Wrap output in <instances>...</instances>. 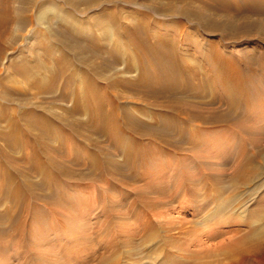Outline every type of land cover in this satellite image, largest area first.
Here are the masks:
<instances>
[{
	"label": "rangeland",
	"instance_id": "rangeland-1",
	"mask_svg": "<svg viewBox=\"0 0 264 264\" xmlns=\"http://www.w3.org/2000/svg\"><path fill=\"white\" fill-rule=\"evenodd\" d=\"M131 26L169 38L173 52L177 49L187 63L180 66L182 77L189 69L197 70L195 83L204 84L203 98H183L207 119L226 114L224 92L209 90L233 77L228 70L261 90L255 100L262 106L244 123L253 130L245 146L253 159L250 166L264 170V12L248 10L243 0H0V264H99L115 249L122 254L139 248L144 222L164 220L154 217L159 213L185 226L198 218L205 221L196 236L183 241L182 250L190 253L171 251L174 264L194 253L206 254L201 260L208 263L227 264L225 255H209L260 227L239 215L264 208V186L245 212L209 220L212 205L202 207L199 201L181 207L182 201L186 207L191 200L186 190L190 186L199 189L201 198L211 194L206 190L216 180L226 187L225 199L248 191L232 185L242 147L233 134L220 131L228 130L224 119L216 126L202 125L209 132L193 143L170 146L151 133L131 134L122 120L127 142H115L95 131L88 115L73 112V101L62 99L69 78L77 75L78 88L88 76L106 95V110L112 98L121 118L129 112L148 127L163 126L159 117L171 116L173 104L162 95H149L150 86L137 84L142 67L133 48H124ZM92 36L106 41L103 52L93 53ZM116 45L123 47V60L112 56ZM151 80L156 81L154 73ZM196 125L185 127L191 134L197 132ZM175 127L173 135L178 137L184 126L179 121ZM226 151L237 158L223 160ZM263 177H253L251 186ZM176 192L180 198L174 201ZM248 199L246 195L244 201ZM163 201H170L169 206L156 208ZM178 231H172L173 237ZM214 231L222 236L211 241ZM237 245L248 248L249 243ZM141 253L117 262L139 264L147 251ZM156 259L144 262H161ZM252 262L264 264V259Z\"/></svg>",
	"mask_w": 264,
	"mask_h": 264
},
{
	"label": "bare ground",
	"instance_id": "bare-ground-1",
	"mask_svg": "<svg viewBox=\"0 0 264 264\" xmlns=\"http://www.w3.org/2000/svg\"><path fill=\"white\" fill-rule=\"evenodd\" d=\"M243 2L246 5V8L250 11L264 12V0H243ZM104 22L105 21H103V23ZM99 26L104 28L105 31H109V29H106L102 23L99 24ZM125 35H127L128 37V39H126L128 43H124V48H127L129 46L133 48L132 50L134 51L132 54L134 56L133 55L132 56L135 58L136 62L142 67V68L140 67L142 72L137 80V84L138 85L142 84L143 86L146 87L150 86L149 88L152 90V92H150L151 94L149 95L154 94V96L157 97L162 95L168 98L169 100H171V103L173 104V107L171 108V112L173 114L171 116L159 117V121L163 126L161 128H156L153 126L148 127L142 123H139L129 112H126L124 117L121 118L119 114L117 102L115 101V99L113 101L112 98H110L112 101L108 102L110 104L109 107L111 108L110 110L109 109L106 110V101H105V98H107L106 95L100 94L98 89L99 85L93 82V79L88 76L84 77L83 81H81V84L78 86V88H77L78 79L75 78V76L77 75L75 74L74 76L69 78V80H67V82L65 83V91L67 92L62 94V99L73 101L74 102L72 109L73 112H82L88 115L91 125L95 128V131L101 132L102 136L103 134L109 136L111 140L115 142H127L125 133L123 132L122 129L123 127L122 126L123 122H121L122 120H124V125L129 126L130 131L132 132L131 134L149 135V133H151L157 136L158 138H160L163 141V143L170 146L178 142L193 143V141H195L196 138L200 137L202 134L204 135L205 131L209 132L207 130L208 128L202 127V125L211 123L216 126L220 124L224 119V122H227L228 130L220 129V131L230 133V135L233 134L236 137L235 139H237L240 142L241 144L240 146L242 147V148L240 147L241 152L239 155L241 157L240 159L238 158L241 163L239 164V166L236 167V170L232 174L231 177L232 185L245 186L248 189V191L245 192L244 194H238V196L225 199L224 194L226 192V187L225 186L221 187L218 184V181L216 180V182L215 183L212 182V186L210 188H207L206 190V193L211 192L210 195H206V197L202 196L203 198H201V196L199 197L200 195L199 193L201 192L198 193L199 189L198 191L194 189H190L191 188L190 186V188L188 187L186 189L188 190V194H190L191 196V200L188 201V205L184 207L182 205L185 203L183 201L182 202L179 201V202H181L180 203L182 204L181 207L184 209L189 207L190 204H192L193 202H199V201L201 202L202 207L203 205L206 206V203L207 205L214 206V209L212 208L213 211L209 216V220L216 219L219 216L223 217V214L226 213L229 214L230 212H236L241 209H244L243 211L245 212L248 202L253 200V198L256 199V197L253 196L256 195V193L264 186V181L260 182L258 185L254 187L251 186L253 177L258 178L264 175V170L260 171L250 166V164H253L250 163L253 162V159L252 158L249 159L250 155L247 153L246 150L247 147L245 146L246 145L248 146V144L250 143L249 136L252 135L253 130H251L244 123L249 121V119L253 117V113L255 112V110H259V108L262 106L260 104L259 106H257L255 100L257 96H260L262 94L259 93L261 90L259 91L258 90L259 88L253 89L251 80H248L246 77L241 76L238 73H233L232 70L231 71L228 70L227 73L232 74L233 77H231L227 81H223L219 83L216 86V88L214 87L213 90H209L211 93H213L214 91L216 92L217 90L224 92L225 96L223 97V102L227 106V111L225 112L226 114L224 113L225 115L223 116V118L220 115L219 116L215 115L212 118L207 119L206 118L207 116L205 117L201 112H198L192 109L191 107H189L188 103L183 98V96L193 97V98H197V97L203 98V95H201L200 87H203L204 84L195 83V80L197 81L199 76L197 70H193L189 68H188L189 70H187V67H184L185 70L189 72H187L186 75L182 77V75L180 74V70H181L180 66L182 67L187 63H185V59L179 54L177 49H175V53L178 56H175L176 54L173 52L172 47H170L171 45L169 44L170 43L169 38L163 39V37L159 33H154L150 30L143 31L141 28L138 27H134V29L128 28L125 32ZM90 40L93 41L91 42V45L94 50L93 52L94 54L100 51L103 52L104 46H102L101 44L106 41L100 42V40L94 37L90 38ZM171 44L173 43L171 42ZM118 46L119 45H116V48H118ZM122 48L123 47L114 49L112 51L113 53L112 56L114 55L116 61L123 60V57L121 56L123 53ZM106 54H108V52ZM201 57L205 58L207 56L203 55ZM151 64L152 67L151 69H149L148 65ZM151 73L155 74L156 81L151 80ZM84 82H86L85 88L81 87V85L83 86ZM80 89L83 90V93L80 91ZM81 94H83L82 97ZM179 121L181 124H183L184 127L192 123L198 124L196 125L197 132L194 133L191 132L190 134L191 130L188 131L186 127L185 128L183 127L182 131L179 133V136L174 137L173 129L176 128L175 126L179 123ZM232 124L235 128L231 126ZM138 129L141 131H138ZM257 132L260 133L259 130ZM228 151H226L224 156H222L223 160L229 161L230 159L234 160L237 158V156L233 158V154H229ZM261 154L264 160V148ZM176 171H178V169L175 170V173ZM199 183L203 185V188L206 187V183H204V181L201 180L199 181ZM175 188L178 187L175 186ZM177 195H179V192H176V195L172 196L174 201H175L174 197H178ZM184 195L182 194V197H184ZM246 195H248L249 199L248 201L245 202L244 199ZM163 202H157L156 208H164L165 206H169L170 204V201L164 203ZM192 206L198 208V205H195V203L194 205H191V207ZM197 208H193L195 211L194 213L198 212L199 214L200 213L199 208L198 209ZM149 209L151 210L152 208ZM163 214L159 213V215H154V217L157 216L163 217L164 220L160 222L159 221L154 222L152 219L151 220L148 219V221L144 222V227L143 229L141 228L143 231V235L140 238L141 240V242L139 243L140 245L138 244L140 246L139 248L130 250L127 253L124 252L122 254L121 252L119 253L117 249L111 252L110 255H107L105 252L104 255L106 254V256L101 257L99 264H128L126 262L119 263L117 262V259L119 257H125V258L133 257L135 255H139L138 253L142 254L141 253L142 251H147V253L146 255H143V259L138 262L139 264L140 263L145 264L146 262H144V259L145 258L151 259L153 256H155V259L157 258L156 260H158L161 256H163L162 260L159 259L161 262L158 264H171V263L174 264V262L170 260L172 250L177 253H181V252H184L185 254L190 253L185 250H182L183 248L182 244L185 243L183 241L187 240L189 236L195 235L198 229L204 228L203 225L205 221H202L203 219L200 220L196 216L198 219L192 221L191 226H185V223L181 221L177 222L175 220H166ZM243 214L244 213H242V215L240 214L239 217L240 218L249 217V220L247 219L249 224L254 225L255 227L257 224H260L259 225L260 227L258 229L255 228L256 230L252 232L251 231L247 232L241 238H239L236 243L231 242L227 246L219 247L217 251H214L215 253L214 255H209L210 257H215L217 255L219 256L225 255L228 262L227 264H254L252 260L259 259L260 261L261 259H264V208L263 206L256 207L250 212L249 215L246 216L245 214L244 215ZM240 223H242L241 219H239L238 224ZM176 229H178L180 233L178 237H173L172 231ZM233 230L237 235H239L241 232L240 230L235 228ZM218 232L214 231L213 234H211L212 235L211 241H214L219 236H222ZM163 233H165L166 235L162 236ZM214 233H217V235L216 234L214 235ZM160 236L162 237L159 239ZM136 241L134 242V244H136ZM247 243H249L248 248H239L237 245V244H247ZM149 250H151V252ZM165 255L168 256L165 257ZM205 255L206 254L202 255V254L194 253L189 256H186L184 259L181 258V260L175 262L176 264H212L201 260L202 256L206 257ZM167 258L169 259L167 260ZM218 264H224V263H218Z\"/></svg>",
	"mask_w": 264,
	"mask_h": 264
}]
</instances>
